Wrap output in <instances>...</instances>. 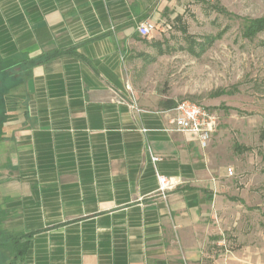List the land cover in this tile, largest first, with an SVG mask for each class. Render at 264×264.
<instances>
[{
    "label": "crops",
    "instance_id": "0c3cea01",
    "mask_svg": "<svg viewBox=\"0 0 264 264\" xmlns=\"http://www.w3.org/2000/svg\"><path fill=\"white\" fill-rule=\"evenodd\" d=\"M182 5L0 0V214L28 243L21 264H203L217 242L225 172L127 81Z\"/></svg>",
    "mask_w": 264,
    "mask_h": 264
},
{
    "label": "rangeland",
    "instance_id": "374dc122",
    "mask_svg": "<svg viewBox=\"0 0 264 264\" xmlns=\"http://www.w3.org/2000/svg\"><path fill=\"white\" fill-rule=\"evenodd\" d=\"M182 2L176 14L180 20L167 17L150 40L141 42L140 52L146 56L138 58L127 81L139 99L158 104L189 100L215 113L217 127L207 150L226 175L213 218L211 235L217 242L207 243L203 264H264V30L251 39L241 35L247 20L264 17V0ZM214 4L228 13L213 10ZM181 26L197 39L221 35L195 56L185 49ZM155 40L169 50L157 54L149 42ZM6 80L0 75L1 122ZM228 167L232 175H227ZM2 223L0 214V264H12L11 232Z\"/></svg>",
    "mask_w": 264,
    "mask_h": 264
},
{
    "label": "built area",
    "instance_id": "2783aa9c",
    "mask_svg": "<svg viewBox=\"0 0 264 264\" xmlns=\"http://www.w3.org/2000/svg\"><path fill=\"white\" fill-rule=\"evenodd\" d=\"M154 24L150 21H142L136 26V32L147 37L154 29ZM169 113V123L171 129L178 132L190 133L196 136L202 149L207 148L213 132L217 127V116L214 112L189 100H181L167 110ZM151 159L156 161L159 156L152 155ZM227 175H232L231 167L227 168ZM158 189L163 192L171 188L172 184L163 175L157 173Z\"/></svg>",
    "mask_w": 264,
    "mask_h": 264
},
{
    "label": "trees",
    "instance_id": "16d2710c",
    "mask_svg": "<svg viewBox=\"0 0 264 264\" xmlns=\"http://www.w3.org/2000/svg\"><path fill=\"white\" fill-rule=\"evenodd\" d=\"M210 7L220 14L228 13L226 12L225 8L221 5L214 4V5H210ZM175 19L180 20V15H176ZM263 30H264V17L253 18L245 22L244 27L242 28L241 35L244 38L251 39L257 33ZM181 32L184 33L185 39L187 42L185 49L187 50L189 54L195 55V56L200 55L205 50V48L209 44L212 43L215 37H220L221 35V33H218L217 36L208 35V36L203 37L202 39H197L196 37L190 34H186V29L183 26H181ZM151 43L155 45L157 54L159 55L164 54L169 50L168 45L164 44L163 41L155 40ZM140 55L146 56L143 53H141ZM221 93H225V92H221ZM174 104L175 102H173L172 100L167 101V105L169 108L174 106ZM236 148H240V145H237ZM9 236H10V241H11L9 248L11 251V255L13 257V260L11 261V263L12 264L15 263L16 259H18L19 263L21 264L24 254L27 250L28 243L27 241H21L23 237L22 235L11 233Z\"/></svg>",
    "mask_w": 264,
    "mask_h": 264
}]
</instances>
